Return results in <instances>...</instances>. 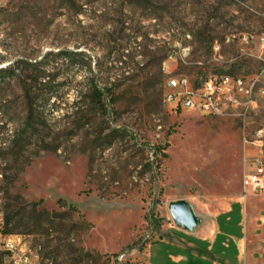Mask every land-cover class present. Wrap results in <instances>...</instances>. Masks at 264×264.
<instances>
[{"label":"rangeland","instance_id":"rangeland-1","mask_svg":"<svg viewBox=\"0 0 264 264\" xmlns=\"http://www.w3.org/2000/svg\"><path fill=\"white\" fill-rule=\"evenodd\" d=\"M243 34L264 37V0H0V232L40 264H147L169 225L183 229L172 208L240 202L231 263L264 264V199L240 200L261 130L264 155V63L225 43ZM174 41L191 48L185 63L166 61ZM175 76L258 79L255 105L170 114Z\"/></svg>","mask_w":264,"mask_h":264},{"label":"built area","instance_id":"built-area-1","mask_svg":"<svg viewBox=\"0 0 264 264\" xmlns=\"http://www.w3.org/2000/svg\"><path fill=\"white\" fill-rule=\"evenodd\" d=\"M188 38V37H187ZM236 41L243 46H251L259 54H264V37L243 34L235 38L225 39V43ZM220 46H212V54L217 57ZM191 48L174 41L168 48L166 61L185 63L190 57ZM258 79L227 76V80H219V76H208L198 82H191L185 76L169 77L162 94V103L170 114L179 112H195L206 116H220L228 111H246L255 105L254 88ZM264 95V88L258 90ZM262 130L255 134L256 140L251 143L259 147V153L244 161V173L241 181V199H264V155L260 147ZM245 143V142H244ZM1 177V176H0ZM3 219L0 214V227ZM41 257L36 249L20 236L4 235L0 232V264H40Z\"/></svg>","mask_w":264,"mask_h":264},{"label":"crops","instance_id":"crops-1","mask_svg":"<svg viewBox=\"0 0 264 264\" xmlns=\"http://www.w3.org/2000/svg\"><path fill=\"white\" fill-rule=\"evenodd\" d=\"M239 204L233 202L215 216L187 213L183 229L169 225L167 236L146 250L147 264H232L231 257L241 252L245 234Z\"/></svg>","mask_w":264,"mask_h":264},{"label":"water","instance_id":"water-1","mask_svg":"<svg viewBox=\"0 0 264 264\" xmlns=\"http://www.w3.org/2000/svg\"><path fill=\"white\" fill-rule=\"evenodd\" d=\"M171 216L173 218L174 223L177 226H185L186 225V218L187 213H185L181 207H174L171 209Z\"/></svg>","mask_w":264,"mask_h":264},{"label":"trees","instance_id":"trees-1","mask_svg":"<svg viewBox=\"0 0 264 264\" xmlns=\"http://www.w3.org/2000/svg\"><path fill=\"white\" fill-rule=\"evenodd\" d=\"M10 72H11V69L8 67L5 69H0V77H7ZM7 221H6V223H8Z\"/></svg>","mask_w":264,"mask_h":264},{"label":"bare ground","instance_id":"bare-ground-1","mask_svg":"<svg viewBox=\"0 0 264 264\" xmlns=\"http://www.w3.org/2000/svg\"><path fill=\"white\" fill-rule=\"evenodd\" d=\"M219 80H227V77H219ZM264 98V95H261Z\"/></svg>","mask_w":264,"mask_h":264}]
</instances>
